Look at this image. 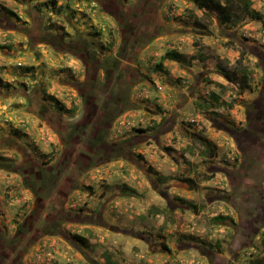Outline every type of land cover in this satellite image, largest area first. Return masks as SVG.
<instances>
[{
    "label": "rangeland",
    "instance_id": "rangeland-1",
    "mask_svg": "<svg viewBox=\"0 0 264 264\" xmlns=\"http://www.w3.org/2000/svg\"><path fill=\"white\" fill-rule=\"evenodd\" d=\"M117 1L119 21L85 0H0V264H264V0L262 20L227 25L190 0ZM33 8L73 48L36 33ZM71 134L39 213L19 169L58 164Z\"/></svg>",
    "mask_w": 264,
    "mask_h": 264
},
{
    "label": "trees",
    "instance_id": "trees-1",
    "mask_svg": "<svg viewBox=\"0 0 264 264\" xmlns=\"http://www.w3.org/2000/svg\"><path fill=\"white\" fill-rule=\"evenodd\" d=\"M84 1V0H82ZM87 1L88 5L93 4L97 10H101V11H105V8L107 9V12H116V15L114 18H116L117 21H119L121 18V14L125 15V10L124 7H121L122 9H118L117 10V5H118V1L117 0H85ZM192 3H194L198 8L206 11L209 14H215L218 18V20L220 21V23L222 25H227V24H236L238 23L241 18L243 17H250L253 18L255 20H262V15H260L258 12H255L252 9V5H253V1L254 0H190ZM122 6V5H121ZM62 10V8H61ZM121 10V11H119ZM32 12L36 13V17L38 18V20H36V25H35V31L36 33H38L39 31L44 33V35L47 38H52L53 41V46H58L56 49H59L62 46H68L70 48L72 47L73 43H70L69 41L67 42L66 39H64V37L62 36H58L56 34H52L50 30H45V24L43 23V18L40 15V12L37 8H33ZM120 12V13H119ZM127 26V25H125ZM25 30V29H23ZM125 31H129L130 27L127 26L126 28H124ZM28 32V31H27ZM136 32H140L137 31ZM23 34H25L29 41L32 43L34 38L33 36L26 34L25 31H22ZM99 34V33H97ZM85 46H88L85 39L83 40ZM54 47V48H55ZM83 56L88 60L89 58H94V62L97 61V59L95 57H92V51H84ZM185 57L180 54L178 51L175 50H170L167 51V53L164 55L163 60H171V61H178L180 59H184ZM92 66V65H91ZM115 64L113 65L112 68H114ZM90 67L88 66L87 69H89ZM158 69H163V64L160 63L157 65ZM243 74V89H246L249 87L248 82L250 80L249 78V73L247 70H244L242 72ZM226 77L231 78L230 75H228V73H223ZM233 80V78H231ZM1 82V81H0ZM88 85L93 88L94 84L92 82H90V80L88 81ZM87 105H90L89 107H91L92 103L94 104V102H90L89 100H87ZM116 110V109H115ZM114 109H104L102 116L99 118V120L97 121L98 123V127L94 128L93 131V135L92 137L94 139H96L97 143L100 145V147L103 148V145L106 144L107 142V138H108V133L106 132V125L110 124L111 118L112 116L115 114ZM112 111V112H110ZM107 114V115H105ZM111 116V118H110ZM95 117V113L94 112H89L88 113V123H92L93 119ZM96 118V117H95ZM110 118V119H109ZM69 137H72V134L65 137L64 135L61 136V138L64 140L63 142V157L60 159V162L58 164H56L55 166H41L38 165L34 162L30 161V160H26L28 161L27 163H23L22 166L20 167L19 170H21V172H23V170H25L26 168V172H24L25 176H24V180L27 183H31L34 181V185H40V190L44 193L41 194V192L39 193V196L37 198V208L35 211L42 213V209L41 207L43 206V201H40V198H42V196L47 195V193L51 192L53 189L56 188V190H58V186H59V182L61 180V176L64 175V171L67 170V165L70 162V156L72 154V151L70 149V146L68 145V139ZM92 139V140H94ZM67 140V141H66ZM9 142V140H7ZM25 151V149H22V151ZM207 151L210 152L211 156H214V151L211 149H207ZM87 157V153L83 152L82 156ZM90 157V155H89ZM25 160V159H24ZM87 160L92 161L93 160V156L88 158ZM30 162L32 163L31 167H27V164ZM71 175V174H70ZM62 182V181H61ZM66 186L67 187H62L60 190L62 192L65 193L64 188L70 189L73 186V182L74 180L71 178H69V180H66ZM46 193V194H45ZM218 219H223V218H217ZM19 234H23L22 232H20ZM75 238H77L78 240H84L81 236L79 235H75Z\"/></svg>",
    "mask_w": 264,
    "mask_h": 264
},
{
    "label": "flooded vegetation",
    "instance_id": "flooded-vegetation-1",
    "mask_svg": "<svg viewBox=\"0 0 264 264\" xmlns=\"http://www.w3.org/2000/svg\"><path fill=\"white\" fill-rule=\"evenodd\" d=\"M241 239H242V237L239 238V240H241ZM234 245H235V244H233V248H234ZM234 253H235V251H234ZM227 264H229V263H227Z\"/></svg>",
    "mask_w": 264,
    "mask_h": 264
}]
</instances>
